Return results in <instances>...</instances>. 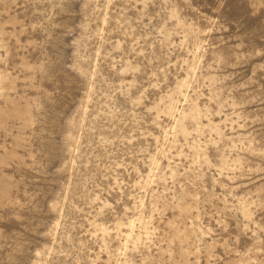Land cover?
I'll use <instances>...</instances> for the list:
<instances>
[{
	"label": "rangeland",
	"instance_id": "obj_1",
	"mask_svg": "<svg viewBox=\"0 0 264 264\" xmlns=\"http://www.w3.org/2000/svg\"><path fill=\"white\" fill-rule=\"evenodd\" d=\"M0 264H264V0H0Z\"/></svg>",
	"mask_w": 264,
	"mask_h": 264
}]
</instances>
